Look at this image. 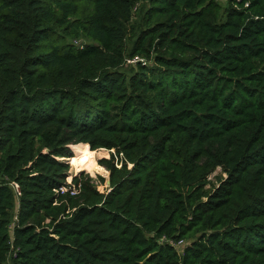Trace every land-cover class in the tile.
<instances>
[{
	"label": "trees",
	"instance_id": "1",
	"mask_svg": "<svg viewBox=\"0 0 264 264\" xmlns=\"http://www.w3.org/2000/svg\"><path fill=\"white\" fill-rule=\"evenodd\" d=\"M0 264H264V0H0Z\"/></svg>",
	"mask_w": 264,
	"mask_h": 264
},
{
	"label": "rangeland",
	"instance_id": "2",
	"mask_svg": "<svg viewBox=\"0 0 264 264\" xmlns=\"http://www.w3.org/2000/svg\"><path fill=\"white\" fill-rule=\"evenodd\" d=\"M220 3L222 5H225L226 4V1H220ZM139 13V10L136 11V14L138 15ZM89 44V41L88 40H85V39H81L80 41L76 42V44ZM141 61H144L142 59H140ZM134 63L131 62L130 59L127 60V66L129 65H132ZM73 151V150H72ZM95 163L96 161L99 163V160L102 159V158H110V152L105 150V149H100V150H96L95 151ZM74 159V152H73V156L71 158H68L65 162H67L69 165H70V170L68 171L67 173V179H66V183L71 186V182H72V179L74 176H76L77 174H80V173H85L86 175H89L92 179H93V182L94 184H96L98 186V189L100 191H105L106 188H107V183H104L103 182L101 183L100 181V177H104L106 180H108L109 178V172L108 170L103 167L104 170H98L96 173L92 172L91 170H83V171H80V172H77L76 169L73 167L72 165V160ZM218 175H222L223 177H226V174L222 173V170L220 168H218L216 171H214L210 177H209V180H211L213 183H218L219 181L217 180V176Z\"/></svg>",
	"mask_w": 264,
	"mask_h": 264
},
{
	"label": "bare ground",
	"instance_id": "3",
	"mask_svg": "<svg viewBox=\"0 0 264 264\" xmlns=\"http://www.w3.org/2000/svg\"><path fill=\"white\" fill-rule=\"evenodd\" d=\"M74 159L72 165L77 172L91 170L96 173L98 170H104L102 166L95 163V151H89L84 147H73Z\"/></svg>",
	"mask_w": 264,
	"mask_h": 264
},
{
	"label": "built area",
	"instance_id": "4",
	"mask_svg": "<svg viewBox=\"0 0 264 264\" xmlns=\"http://www.w3.org/2000/svg\"><path fill=\"white\" fill-rule=\"evenodd\" d=\"M218 2H220V1H228V0H217ZM248 5V4H247ZM140 59H138V58H136V59H134V60H131V62L132 63H136L137 61H139ZM108 151V150H107ZM110 153H113V154H115L116 155V153H115V151L114 150H111V151H109ZM111 155V154H110ZM120 158H123V154H120V156H119ZM115 165H116V167L117 168H121L122 167V161H120L118 158H116V160H115ZM14 188H15V190L19 193V186L17 185V184H15L14 185ZM66 191H68V189H67V187H61L60 188V192H62V193H64V192H66ZM57 193H58V191H57ZM77 192L76 191H74V192H72V194H76Z\"/></svg>",
	"mask_w": 264,
	"mask_h": 264
},
{
	"label": "water",
	"instance_id": "5",
	"mask_svg": "<svg viewBox=\"0 0 264 264\" xmlns=\"http://www.w3.org/2000/svg\"><path fill=\"white\" fill-rule=\"evenodd\" d=\"M109 176H110V174H109ZM107 186H109L110 185V180H109V178H108V180H107Z\"/></svg>",
	"mask_w": 264,
	"mask_h": 264
}]
</instances>
